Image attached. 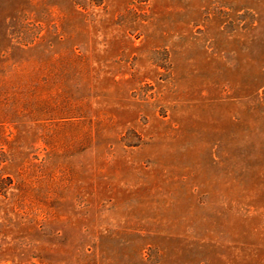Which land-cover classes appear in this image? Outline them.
Masks as SVG:
<instances>
[{
  "label": "rangeland",
  "instance_id": "374dc122",
  "mask_svg": "<svg viewBox=\"0 0 264 264\" xmlns=\"http://www.w3.org/2000/svg\"><path fill=\"white\" fill-rule=\"evenodd\" d=\"M0 264H264V0H0Z\"/></svg>",
  "mask_w": 264,
  "mask_h": 264
}]
</instances>
